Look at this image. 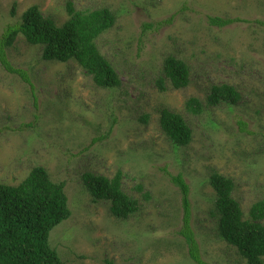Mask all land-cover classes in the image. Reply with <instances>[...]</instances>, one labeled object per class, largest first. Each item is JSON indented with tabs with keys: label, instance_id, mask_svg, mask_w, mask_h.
Wrapping results in <instances>:
<instances>
[{
	"label": "rangeland",
	"instance_id": "obj_1",
	"mask_svg": "<svg viewBox=\"0 0 264 264\" xmlns=\"http://www.w3.org/2000/svg\"><path fill=\"white\" fill-rule=\"evenodd\" d=\"M69 2L115 12L96 43L121 84L100 87L77 61L46 60L43 46L20 34L8 57L33 86L0 61V183L18 185L37 165L65 182L72 214L49 237L64 264H196L178 233L182 193L171 176L182 174L203 259L246 264L219 236L210 176L233 179L245 216L264 199V25L257 22L264 21V0H0V36L32 5L62 25ZM208 16L247 21L219 27ZM170 55L188 64L186 87L166 76ZM222 83L240 92L236 104H208L212 86ZM190 97L201 100L200 114L186 110ZM163 109L190 125L188 145H174L165 133ZM119 171L122 188L139 202L126 219L83 181L86 172L113 178Z\"/></svg>",
	"mask_w": 264,
	"mask_h": 264
},
{
	"label": "trees",
	"instance_id": "obj_2",
	"mask_svg": "<svg viewBox=\"0 0 264 264\" xmlns=\"http://www.w3.org/2000/svg\"><path fill=\"white\" fill-rule=\"evenodd\" d=\"M67 12L68 19L58 25L54 19L46 17L38 5H32L18 23L9 25L0 36V61L5 69L33 86L27 71L14 67L8 57V48L22 34L29 44L43 46L46 60H75L92 76L96 85L104 88L119 86L120 75L96 43V39L114 25L115 12L108 7L78 10L71 2L67 3ZM208 20L219 27L247 21L222 16H208ZM257 22L264 25V21ZM164 71L175 88L190 83L189 66L180 58L168 56ZM160 84L164 88L162 81ZM240 99L241 94L233 85L222 83L212 86L207 102L210 105L236 104ZM185 106L188 112L196 115L203 110L197 97H190ZM160 123L174 145L184 146L191 142L192 129L182 114L163 109ZM100 139L94 138L93 142ZM171 180L182 193L183 225L178 233L185 239L188 255L196 264H210L202 257L191 224L190 185L182 174L172 175ZM83 181L95 199L111 203L114 216L126 219L138 211V200L122 188L120 171L113 178L86 172ZM210 184L215 190L212 213L217 218L219 236L237 247L246 264H264V199L252 204L248 216H245L240 202L233 195L235 183L231 177L214 172ZM65 185L63 181H53L41 165L33 167L18 185L0 183V264H64L58 251L50 245L49 237L51 230L72 214ZM106 264L114 263L107 260Z\"/></svg>",
	"mask_w": 264,
	"mask_h": 264
}]
</instances>
